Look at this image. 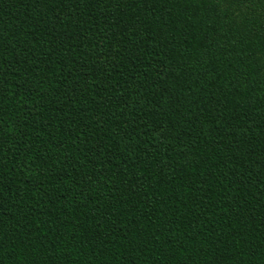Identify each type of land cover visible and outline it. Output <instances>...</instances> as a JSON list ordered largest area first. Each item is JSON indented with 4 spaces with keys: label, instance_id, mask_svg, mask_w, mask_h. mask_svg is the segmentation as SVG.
Masks as SVG:
<instances>
[{
    "label": "trees",
    "instance_id": "1",
    "mask_svg": "<svg viewBox=\"0 0 264 264\" xmlns=\"http://www.w3.org/2000/svg\"><path fill=\"white\" fill-rule=\"evenodd\" d=\"M0 264H264V0H0Z\"/></svg>",
    "mask_w": 264,
    "mask_h": 264
}]
</instances>
